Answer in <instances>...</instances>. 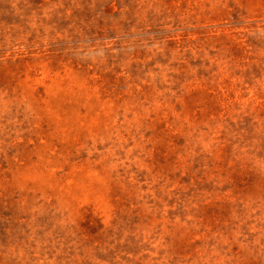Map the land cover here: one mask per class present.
Here are the masks:
<instances>
[{"label":"rangeland","instance_id":"rangeland-1","mask_svg":"<svg viewBox=\"0 0 264 264\" xmlns=\"http://www.w3.org/2000/svg\"><path fill=\"white\" fill-rule=\"evenodd\" d=\"M0 264H264V0H0Z\"/></svg>","mask_w":264,"mask_h":264}]
</instances>
